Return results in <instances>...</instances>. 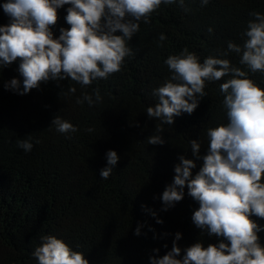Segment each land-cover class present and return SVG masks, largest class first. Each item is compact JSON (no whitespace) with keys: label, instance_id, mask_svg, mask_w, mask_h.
<instances>
[{"label":"trees","instance_id":"obj_1","mask_svg":"<svg viewBox=\"0 0 264 264\" xmlns=\"http://www.w3.org/2000/svg\"><path fill=\"white\" fill-rule=\"evenodd\" d=\"M67 7L57 10V22L50 26L54 38L61 27H70L63 19ZM251 12L264 13V0H209L204 6L200 0H184L183 6L162 3L127 42L133 55L124 58L120 71L86 86L71 79L48 80L18 95L3 85L20 78L19 58L0 70V264H37L32 251L40 236L49 234L84 253L89 264H148L153 248L159 249V256L171 249L176 232L181 233L176 242L181 256L197 241L205 247L218 242L193 224L191 216L199 205L187 195L186 186L184 197L167 211H161L159 197L175 175L179 155L194 160L193 175L202 165V159L192 155L189 141L198 139L202 157L208 146L206 129L227 123L219 85L231 74L205 82L207 95L193 113L162 126V145H148L147 137L156 134L160 121L149 119L146 108L158 102L153 89L170 75L164 59L185 47L201 63L208 56L228 59L264 87V74L241 65L237 53L222 55L228 41L243 45ZM9 19L0 8V25ZM160 33L165 41H158ZM94 89L102 96L99 103L91 107L76 103L77 97ZM56 114L77 128L71 138L50 126ZM28 136L33 148L26 153L17 140ZM109 149L120 160L102 180L99 170ZM157 218L163 223H156ZM250 219L264 224V219ZM138 222L143 226L136 236ZM258 236L264 244V231Z\"/></svg>","mask_w":264,"mask_h":264},{"label":"clouds","instance_id":"obj_2","mask_svg":"<svg viewBox=\"0 0 264 264\" xmlns=\"http://www.w3.org/2000/svg\"><path fill=\"white\" fill-rule=\"evenodd\" d=\"M162 3L183 6L184 0H4L0 8L10 19L0 25V70L19 58L20 77L5 81L4 89L25 95L48 80L71 79L86 86L98 78L107 79L120 71L125 57L133 55L127 42L139 31L140 22H150V14ZM200 3L204 6L209 0ZM64 5H69L63 19L70 27H61L54 38L50 26L56 24L57 10ZM249 15L253 19L242 33L246 37L243 45L228 41L222 55L235 52L239 63L250 72L264 74V13ZM165 40V34L160 33L158 41ZM163 63L170 75L153 89L158 102L146 108L149 119L160 121L155 125L156 134L147 137L148 145L164 144L162 126L193 113L207 95L205 82L219 81L229 74L231 78L219 85L227 123L206 129L208 146L202 157L198 139L189 141L192 155L203 161L199 170L193 175L194 160L179 155L175 175L159 197L161 211H167L184 197L186 186L187 195L199 205L191 216L193 224L218 242L205 247L197 241L185 247L181 256L176 243L181 233L176 232L171 249L159 256V249L153 248L148 264H264V244L258 236L264 224L250 219H264V87L248 78L245 71L231 66L228 59L208 56L201 63L187 47L168 55ZM101 100L99 89H94L92 94L77 97L76 103L86 102L91 107ZM50 126L66 138L77 132L70 121L57 114ZM17 147L30 152L32 137L17 140ZM105 160L99 170L102 180L110 176L120 156L109 149ZM141 208L145 210V205ZM151 215L155 217L156 213ZM156 223L163 221L157 218ZM142 226L138 222L133 234L141 235ZM39 239L40 244L32 251L37 264H89L84 253L62 239L50 234Z\"/></svg>","mask_w":264,"mask_h":264}]
</instances>
